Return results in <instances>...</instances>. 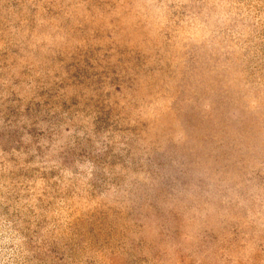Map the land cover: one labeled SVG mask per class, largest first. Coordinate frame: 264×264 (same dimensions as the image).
Masks as SVG:
<instances>
[{
	"label": "rangeland",
	"instance_id": "1",
	"mask_svg": "<svg viewBox=\"0 0 264 264\" xmlns=\"http://www.w3.org/2000/svg\"><path fill=\"white\" fill-rule=\"evenodd\" d=\"M0 264H264V0H0Z\"/></svg>",
	"mask_w": 264,
	"mask_h": 264
}]
</instances>
